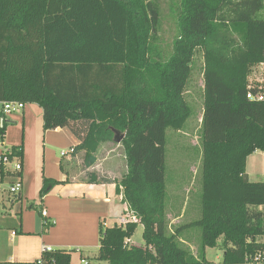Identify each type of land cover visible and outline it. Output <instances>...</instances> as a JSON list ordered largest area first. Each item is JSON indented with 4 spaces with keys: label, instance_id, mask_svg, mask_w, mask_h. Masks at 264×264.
<instances>
[{
    "label": "trees",
    "instance_id": "16d2710c",
    "mask_svg": "<svg viewBox=\"0 0 264 264\" xmlns=\"http://www.w3.org/2000/svg\"><path fill=\"white\" fill-rule=\"evenodd\" d=\"M177 10L166 55L161 0H0V104L39 105L44 131L68 128L87 169L101 145L125 135L126 173L118 180L89 173L88 182L116 184L137 220L101 226L87 264H209L180 246L186 227L168 234L166 210V133L191 117L184 93L198 49L202 216L187 228H201L203 250L221 245L222 264H264V182L247 174L248 158L264 152V101L247 99L251 69L264 64V0H180ZM10 152L23 164L21 147ZM56 184L44 178L40 196ZM139 225L144 248L128 243ZM46 258L72 264L68 251Z\"/></svg>",
    "mask_w": 264,
    "mask_h": 264
},
{
    "label": "crops",
    "instance_id": "0c3cea01",
    "mask_svg": "<svg viewBox=\"0 0 264 264\" xmlns=\"http://www.w3.org/2000/svg\"><path fill=\"white\" fill-rule=\"evenodd\" d=\"M4 44L1 40L0 50ZM258 77L264 79V74L259 73ZM0 106L3 111V105ZM43 123V109L37 104H27L23 111L0 118V128L5 125L7 129V125L11 124L22 129L21 139L6 144L5 148L23 149V189L17 199L24 197L27 205L31 204L26 211L21 209L19 212L14 207V201H11L12 208L6 212L0 207V264L32 263L43 256L44 246L68 252L77 248L75 251L80 253L81 261L87 260L90 256H86L85 250L96 249L91 253L94 256L99 250L100 227L118 224L126 210L116 184H90L88 179H81L74 172L73 160L81 156L84 162V152L75 151L67 156L69 158L65 162L56 158L50 149L56 145L68 148V151L76 150L80 142L73 133L68 128L44 131ZM5 136H0L2 141ZM95 168L93 166L86 171L98 176L105 174L95 172ZM44 178L57 181V184L41 197ZM7 179L13 184L14 173L8 172L3 181ZM9 198V192L4 197L0 194V203L6 205L10 202ZM42 211L47 213V219L42 216ZM46 221L49 228H46ZM74 257L71 254L72 264H78L74 263Z\"/></svg>",
    "mask_w": 264,
    "mask_h": 264
},
{
    "label": "rangeland",
    "instance_id": "374dc122",
    "mask_svg": "<svg viewBox=\"0 0 264 264\" xmlns=\"http://www.w3.org/2000/svg\"><path fill=\"white\" fill-rule=\"evenodd\" d=\"M171 3L175 6L172 7ZM179 3L180 0H161L162 13L158 41L161 47L165 49L166 55L171 53L172 43L178 35L176 14ZM184 97L191 109V117L182 130L168 129L166 133L165 174L168 234H173L180 227H186L180 234V246L196 257H204L209 261V264H222L224 251L221 245L203 250L201 228L196 226L187 228L189 225L198 222L202 216L204 56L201 49L196 51L191 64V75L187 82ZM5 135L3 141L0 137V150H2V153L8 150L5 148L6 144H11L10 142H17L21 139L22 129L20 126L8 124ZM50 149L54 151V155L59 160H64L65 162L70 157L63 158L60 155L61 152L68 151V148L56 145ZM40 157L42 162L43 154ZM73 162L75 163L74 172L81 179H88L89 172L86 171L87 168L84 166L81 156L73 160ZM94 168L96 169L95 172L105 173L100 174L102 179H121L127 170L123 147H118V144L114 142L101 146L97 153V163ZM247 174L251 182H264V152L257 151L248 158ZM9 181L7 179L0 185V189H2L0 191L1 197L6 196L9 192L11 187ZM11 182L17 183L14 179ZM16 199L11 198L6 205L1 202L0 207L6 212L12 208L11 201H14V207H17L19 212L21 209L26 211L31 205H27L28 202L26 203L24 197L21 200ZM142 235L143 226L139 225L130 240V245L144 248L145 242ZM76 249L70 252L75 256L74 263L81 264V259L78 256L80 253L75 251ZM84 252L86 256H90L89 258H93L94 255L91 253L96 252V249L94 251L93 249L85 250Z\"/></svg>",
    "mask_w": 264,
    "mask_h": 264
},
{
    "label": "built area",
    "instance_id": "2783aa9c",
    "mask_svg": "<svg viewBox=\"0 0 264 264\" xmlns=\"http://www.w3.org/2000/svg\"><path fill=\"white\" fill-rule=\"evenodd\" d=\"M264 74V64L257 65L251 69L249 76V86L247 92V99L252 102H263L264 101V79L259 78L258 74ZM256 90V92H254ZM3 105V114L4 116H10L17 112H21L25 109L26 105L21 102H5ZM75 149H70L69 151L61 152V157L65 158L70 154L74 153ZM10 149L0 155V185L3 183L4 177L7 176L8 172L14 173V179L16 182L11 184L9 189V195L11 198H17L20 195L23 189V182L21 179V172L23 171V164L17 158L10 157ZM42 216L47 219V213L42 211ZM137 219L130 212L128 206L126 205L125 214L118 224H126L130 221H136ZM46 225H49V222H45ZM130 243V241H128ZM55 253V250L52 247L44 246L43 247V256L32 262L26 264H57L55 259L46 258L51 254ZM255 261H260V256L255 258ZM81 264H87L86 261L82 260Z\"/></svg>",
    "mask_w": 264,
    "mask_h": 264
},
{
    "label": "water",
    "instance_id": "95a60500",
    "mask_svg": "<svg viewBox=\"0 0 264 264\" xmlns=\"http://www.w3.org/2000/svg\"><path fill=\"white\" fill-rule=\"evenodd\" d=\"M115 134H116L115 135V142L117 144H120L122 142V140L125 138V135H120L119 132H116Z\"/></svg>",
    "mask_w": 264,
    "mask_h": 264
}]
</instances>
